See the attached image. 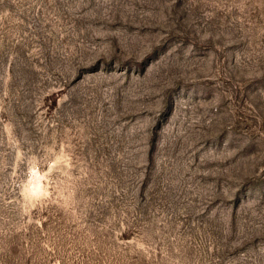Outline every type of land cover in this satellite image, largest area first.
<instances>
[{
    "label": "rangeland",
    "instance_id": "1",
    "mask_svg": "<svg viewBox=\"0 0 264 264\" xmlns=\"http://www.w3.org/2000/svg\"><path fill=\"white\" fill-rule=\"evenodd\" d=\"M0 264H264V0H0Z\"/></svg>",
    "mask_w": 264,
    "mask_h": 264
},
{
    "label": "bare ground",
    "instance_id": "2",
    "mask_svg": "<svg viewBox=\"0 0 264 264\" xmlns=\"http://www.w3.org/2000/svg\"><path fill=\"white\" fill-rule=\"evenodd\" d=\"M60 1V0H59ZM60 7V6H59ZM86 7V6H85ZM125 7V6H124ZM126 9V8H125ZM128 9V8H127ZM131 9V8H130ZM61 10V9H60ZM124 10V9H123ZM126 11V10H125ZM127 14V13H126ZM121 15V14H120ZM122 16H123V14H122ZM126 16H128V15H126ZM124 17V16H123ZM125 19V18H124ZM130 21H132V20H130ZM137 21V20H136ZM157 22H159V21H157ZM132 23V22H131ZM134 23V22H133ZM136 23V22H135ZM140 23H141V21H140ZM144 23H146L145 21H144ZM154 23H155V21H154ZM161 23V22H160ZM164 23V22H163ZM95 24V23H94ZM106 24V23H105ZM122 24V23H121ZM139 24V23H138ZM156 24V23H155ZM110 25V24H109ZM119 25V24H118ZM106 26V25H105ZM111 26V25H110ZM162 26H163V24H162ZM131 27H132V25H131ZM130 27V28H131ZM92 28V27H91ZM103 28V27H102ZM105 28V27H104ZM135 28V27H134ZM144 28V27H143ZM151 28V27H150ZM100 29V28H99ZM138 29V28H137ZM92 30V29H91ZM98 30V29H97ZM96 30V31H97ZM93 31V30H92ZM120 31V30H119ZM126 31V30H125ZM145 31V30H144ZM117 32V31H116ZM139 32V31H138ZM153 32V31H152ZM106 33V32H105ZM136 33V32H135ZM113 34V33H112ZM117 34V33H116ZM122 34V33H121ZM145 34V33H144ZM117 35H119V34H117ZM148 35V34H147ZM120 36V35H119ZM114 37V36H113ZM118 37V36H117ZM131 37V36H130ZM129 37V38H130ZM135 37H136V35H135ZM119 38H122V37H119ZM125 38V37H124ZM142 38H144V36L142 37ZM153 38V36L152 37H150V39L151 40H153L152 39ZM158 38H160V37H158ZM93 39V38H92ZM112 39V35L110 36V35H108L107 33L106 34H104L103 33V31H99V32H97V35L95 36V38H94V42H98V41H101V40H104V41H110ZM117 39V38H116ZM126 39V38H125ZM132 39V38H131ZM146 39V38H145ZM148 39V38H147ZM149 39V40H150ZM74 40H77V39H74ZM91 40V39H90ZM119 40V39H118ZM149 40H148V43H149ZM79 41V40H78ZM128 41H129V39H128ZM127 41V42H128ZM131 41V40H130ZM132 41H134L133 39H132ZM144 41V40H143ZM75 42V41H74ZM87 42V41H86ZM123 42V41H122ZM136 42V41H135ZM145 42H146V40H145ZM77 43V42H76ZM117 43V42H116ZM120 43V42H119ZM131 43V42H130ZM167 43V42H166ZM75 44V43H74ZM80 44H82V43H80ZM84 44V43H83ZM140 44V43H139ZM168 44V43H167ZM113 45H114V43H113ZM116 45V44H115ZM119 45V44H118ZM122 44L120 43V46H121ZM123 45H124V43H123ZM171 45V44H170ZM74 46H77V44L76 45H74ZM81 46V45H80ZM85 46V45H84ZM125 46V45H124ZM126 46H127V44H126ZM82 47V46H81ZM122 47V46H121ZM128 47H129V45H128ZM167 47H169V46H167ZM183 47V46H182ZM69 48V47H68ZM75 48V47H74ZM73 48V49H74ZM80 48V47H79ZM109 48H111V46H105L104 48H102L101 50H100V48H94V47H87V49L89 50V51H87V52H90V53H92V54H94L93 55V57L91 58V60L89 61L88 59L90 58H88L87 59V61H81V62H79V63H77V64H72V62H71V64L73 65L72 66V70H70V71H72L73 73L71 74V81H74L77 77H78V75H77V73H78V71H80V70H85V71H88V70H93L95 67H96V63H97V61H101V60H105L106 59V52H110V51H108V50H110ZM120 48V47H119ZM125 48V47H124ZM132 48H133V46H132ZM136 48V47H135ZM140 49V48H139ZM143 49V48H142ZM67 50V49H66ZM78 50V49H77ZM83 50V49H82ZM125 50V49H124ZM127 50V49H126ZM79 51V50H78ZM85 51H86V48H85ZM85 51H84V53H85ZM134 51V50H133ZM150 49H146L145 50V52H144V55H143V57L142 58H144V59H142L141 61H140V63H139V65H142L143 64V62L145 61V58H146V56H147V54L148 53H150ZM167 51V50H166ZM44 52V51H43ZM58 52V51H57ZM73 52H74V54H76L77 53V51L75 52L74 50H73ZM82 52V51H81ZM168 52V51H167ZM72 52H70L69 53V56H70V54H71ZM89 53V54H90ZM138 53V52H137ZM59 54V53H58ZM68 54V53H67ZM66 54V55H67ZM88 54V55H89ZM122 54V53H121ZM141 54H143L142 52H141ZM64 55H65V52H64ZM78 55H80L79 53H78ZM77 55V56H78ZM85 55V54H84ZM126 55V57H124L123 59L121 58V60L123 61V63H118V65L117 66H113L112 68L114 69V70H118V69H122L125 65H127V64H129L130 62H133V58H134V54H132V53H130V51L127 53V54H125ZM72 57H73V55H71ZM70 56V57H71ZM75 56V55H74ZM81 56V55H80ZM86 56V55H85ZM90 56V55H89ZM92 56V55H91ZM149 56V55H148ZM69 57V58H70ZM71 57V58H72ZM82 57V56H81ZM81 57H80V59H81ZM65 58H67V57H65ZM141 58V57H140ZM162 58V57H161ZM86 59V58H85ZM112 59V58H111ZM117 59V58H116ZM68 60V59H67ZM77 60H79L78 58H77ZM82 60H83V58H82ZM69 62V61H68ZM175 62V61H174ZM75 63V62H74ZM107 63V62H106ZM67 64V63H66ZM156 64V63H155ZM107 65V64H106ZM109 65H111V64H108L107 65V67H105V69L106 68H108L109 67ZM138 65V64H137ZM66 66V65H65ZM64 66V67H65ZM67 66H69V64L67 65ZM70 68H71V66H69ZM153 67V66H152ZM156 67H157V65H156ZM69 68V69H70ZM67 69V68H66ZM153 69V68H152ZM68 70V69H67ZM63 71V70H62ZM150 71V70H149ZM61 72V71H60ZM115 72V71H114ZM63 73H64V71H63ZM68 73V72H67ZM61 75H63V74H61ZM110 75H112V74H110ZM115 75L116 76H114V77H117V74L115 73ZM104 76H106V75H104ZM104 76H103V79H106V78H104ZM53 77V76H52ZM57 77V76H56ZM62 77V76H61ZM63 77H64V75H63ZM111 77V76H110ZM113 77V76H112ZM111 77V78H112ZM148 77V76H147ZM111 78H110V80H111ZM53 79V78H52ZM102 79V78H101ZM69 80H70V78H69ZM110 80H108V81H110ZM146 80V79H145ZM162 80V79H161ZM105 81V80H104ZM112 81V80H111ZM153 82V81H152ZM161 82V81H160ZM149 83V82H148ZM151 83V82H150ZM203 83V82H202ZM169 84V83H168ZM105 85H107V84H105ZM110 85V84H109ZM151 85V84H150ZM157 85H160V84H157ZM142 87H143V85H142ZM165 87V86H164ZM163 87V88H164ZM159 90V89H158ZM166 90V89H165ZM160 91H163V90H160ZM157 93V92H156ZM165 95V94H164ZM143 96V95H142ZM143 99V98H142ZM150 99V98H149ZM163 99V98H162ZM161 99V100H162ZM144 100V99H143ZM152 100V99H151ZM146 102V101H145ZM162 103V102H161ZM160 107V106H159ZM142 109V108H141ZM139 111V110H138ZM137 111V112H138ZM144 111V110H143ZM133 113H134V111H132ZM145 112V111H144ZM131 113V112H130ZM140 114V113H139ZM137 115V114H136ZM133 116V115H132ZM128 118V116L127 117H124V119L123 120H125V119H127ZM118 119V118H117ZM122 120V121H123ZM120 121V120H119ZM118 121V122H119ZM146 126V125H145ZM147 140V139H146ZM144 145V144H143Z\"/></svg>",
    "mask_w": 264,
    "mask_h": 264
}]
</instances>
